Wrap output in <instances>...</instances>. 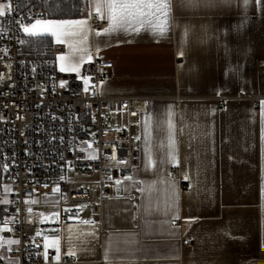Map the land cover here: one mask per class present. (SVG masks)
<instances>
[{"label": "crops", "instance_id": "0c3cea01", "mask_svg": "<svg viewBox=\"0 0 264 264\" xmlns=\"http://www.w3.org/2000/svg\"><path fill=\"white\" fill-rule=\"evenodd\" d=\"M25 36L64 45L63 73L113 63L102 96L149 101L134 179L102 216L68 220L49 262L263 264L264 0H87Z\"/></svg>", "mask_w": 264, "mask_h": 264}, {"label": "built area", "instance_id": "2783aa9c", "mask_svg": "<svg viewBox=\"0 0 264 264\" xmlns=\"http://www.w3.org/2000/svg\"><path fill=\"white\" fill-rule=\"evenodd\" d=\"M3 1L8 6L0 19V264H52L49 244L67 222L64 209L74 217L77 206L87 205L102 216L103 202L115 198V185L134 179L141 150L133 127L140 126L149 101L101 95V84L113 74L111 62L88 63L80 78L58 68L64 45L26 52V27L47 13L32 4L40 0ZM92 26L104 31L109 22L93 18ZM95 175L98 204L88 184L68 180ZM63 196L66 202H56ZM55 207L61 212L47 220L46 209Z\"/></svg>", "mask_w": 264, "mask_h": 264}, {"label": "trees", "instance_id": "16d2710c", "mask_svg": "<svg viewBox=\"0 0 264 264\" xmlns=\"http://www.w3.org/2000/svg\"><path fill=\"white\" fill-rule=\"evenodd\" d=\"M27 0H22L25 4ZM41 6L51 20H78L85 16L87 0H40L32 3ZM3 16H0V19ZM53 40L49 36H25L24 50L29 53H40L51 47ZM264 264V262H263Z\"/></svg>", "mask_w": 264, "mask_h": 264}, {"label": "rangeland", "instance_id": "374dc122", "mask_svg": "<svg viewBox=\"0 0 264 264\" xmlns=\"http://www.w3.org/2000/svg\"><path fill=\"white\" fill-rule=\"evenodd\" d=\"M7 6H8L7 2H5L3 0H0V16H3L4 14H6ZM116 121L118 123H120L121 126L125 125V124H123L124 123L123 122L124 121V117L122 115L116 116ZM81 149L86 151L87 155L89 157H91V158H95L96 157V153H94L93 151L91 152L89 150V144L88 143H82ZM68 180L70 182L88 184L86 186V189H88V190L90 189L94 193V202L97 203V204L100 203V201H99V189H98V186L95 184L96 180H97V176L96 175L92 176V177L70 176ZM56 202L64 203V202H66V199L63 196V197H60V198L56 199ZM105 206H107V201H104V203H103V208ZM67 210H70V208H65L64 211H63V216L66 217L67 221L75 218V217H71L69 215V213L67 212ZM76 211H77V213L81 214V216L79 217L81 219H84V218L89 217V216L92 215V213L90 211V207L87 206V205L77 206L76 207ZM60 212H61V210H60L59 207H55V208H52V209H46V214H47L46 219L49 220V221H53Z\"/></svg>", "mask_w": 264, "mask_h": 264}, {"label": "water", "instance_id": "95a60500", "mask_svg": "<svg viewBox=\"0 0 264 264\" xmlns=\"http://www.w3.org/2000/svg\"><path fill=\"white\" fill-rule=\"evenodd\" d=\"M72 216H75V214H73ZM76 216H80V214L78 213Z\"/></svg>", "mask_w": 264, "mask_h": 264}]
</instances>
